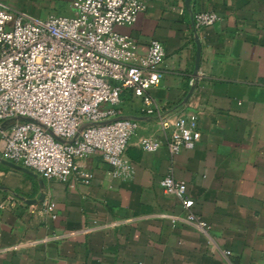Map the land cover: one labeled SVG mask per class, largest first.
<instances>
[{
    "label": "crops",
    "instance_id": "1",
    "mask_svg": "<svg viewBox=\"0 0 264 264\" xmlns=\"http://www.w3.org/2000/svg\"><path fill=\"white\" fill-rule=\"evenodd\" d=\"M43 1L47 15L75 14L73 0ZM200 11L220 19L199 30L197 43ZM118 29L141 55L151 40L162 42L164 75L149 93L164 110L185 103L198 112L201 139L171 154L142 99L126 91L123 115L140 121L127 150L132 178H115L94 153L82 161L91 183L72 187L11 165L20 164L5 157L0 138V200L43 194L57 214L0 209V264H264V0H150L136 23ZM146 134L160 138L157 151L140 147ZM171 168L208 232L175 222L186 211L161 185Z\"/></svg>",
    "mask_w": 264,
    "mask_h": 264
},
{
    "label": "built area",
    "instance_id": "2",
    "mask_svg": "<svg viewBox=\"0 0 264 264\" xmlns=\"http://www.w3.org/2000/svg\"><path fill=\"white\" fill-rule=\"evenodd\" d=\"M149 1L73 0V16L41 19L0 0V138L8 160L74 187L91 183L94 173L82 161L100 153L115 178L131 179L134 168L127 150L140 121L123 115L120 104L126 91L142 99V111L155 119L171 154L196 146L201 139L199 113L185 103L175 112L164 110L149 93L164 75V45L153 39L141 55L137 41L118 29L136 23ZM219 19L216 12L200 11L192 28L200 38L199 30ZM138 142L148 152L161 146L155 135H141ZM161 185L186 211L175 222L210 230L192 211L195 201L187 182L176 179L172 168ZM38 199L29 203L8 193L0 209L26 204L30 213L42 209L56 218L55 203Z\"/></svg>",
    "mask_w": 264,
    "mask_h": 264
},
{
    "label": "rangeland",
    "instance_id": "3",
    "mask_svg": "<svg viewBox=\"0 0 264 264\" xmlns=\"http://www.w3.org/2000/svg\"><path fill=\"white\" fill-rule=\"evenodd\" d=\"M7 1L17 11L32 18H46L49 13L47 2L43 0H4ZM73 4V3H72Z\"/></svg>",
    "mask_w": 264,
    "mask_h": 264
},
{
    "label": "water",
    "instance_id": "4",
    "mask_svg": "<svg viewBox=\"0 0 264 264\" xmlns=\"http://www.w3.org/2000/svg\"><path fill=\"white\" fill-rule=\"evenodd\" d=\"M195 37H196V41H197V43H200V40H199V38H198V35L196 34L195 35ZM191 93V92H190ZM189 96H190V94H189ZM188 98V97H187ZM188 100V99H187ZM11 164V163H10ZM11 165H13V166H15V167H17V168H19V169H22V170H24V171H27V172H29V173H31L32 175H34V176H38V174L37 173H35L34 171H32V170H30V169H28V168H25V167H22V166H20V165H16V164H11ZM45 199V195H41L40 197H39V201H43ZM29 203H34V202H37V199H28L27 200Z\"/></svg>",
    "mask_w": 264,
    "mask_h": 264
}]
</instances>
